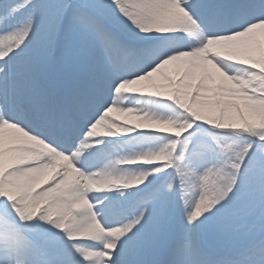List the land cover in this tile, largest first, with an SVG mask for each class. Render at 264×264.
Instances as JSON below:
<instances>
[{
  "label": "snow or ice",
  "instance_id": "1",
  "mask_svg": "<svg viewBox=\"0 0 264 264\" xmlns=\"http://www.w3.org/2000/svg\"><path fill=\"white\" fill-rule=\"evenodd\" d=\"M0 264H264V0H0Z\"/></svg>",
  "mask_w": 264,
  "mask_h": 264
}]
</instances>
